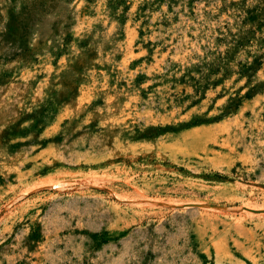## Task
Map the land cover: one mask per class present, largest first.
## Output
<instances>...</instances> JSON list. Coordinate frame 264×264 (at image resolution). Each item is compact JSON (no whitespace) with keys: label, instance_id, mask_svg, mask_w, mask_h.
I'll use <instances>...</instances> for the list:
<instances>
[{"label":"rangeland","instance_id":"obj_1","mask_svg":"<svg viewBox=\"0 0 264 264\" xmlns=\"http://www.w3.org/2000/svg\"><path fill=\"white\" fill-rule=\"evenodd\" d=\"M0 264H264V0H0Z\"/></svg>","mask_w":264,"mask_h":264},{"label":"bare ground","instance_id":"obj_2","mask_svg":"<svg viewBox=\"0 0 264 264\" xmlns=\"http://www.w3.org/2000/svg\"><path fill=\"white\" fill-rule=\"evenodd\" d=\"M56 186H57V185H56ZM56 186H55V187H56Z\"/></svg>","mask_w":264,"mask_h":264}]
</instances>
